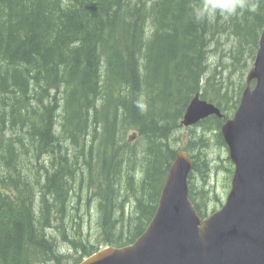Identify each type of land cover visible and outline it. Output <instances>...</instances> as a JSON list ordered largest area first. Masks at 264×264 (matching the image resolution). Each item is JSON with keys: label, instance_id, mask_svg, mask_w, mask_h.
<instances>
[{"label": "trees", "instance_id": "trees-1", "mask_svg": "<svg viewBox=\"0 0 264 264\" xmlns=\"http://www.w3.org/2000/svg\"><path fill=\"white\" fill-rule=\"evenodd\" d=\"M216 3L0 0V264H70L62 244L79 264L134 243L182 149L198 214L217 209L213 162L228 171L225 189L234 165L212 158L211 142L227 148L221 126L246 87L264 0H245L228 18ZM198 93L223 117L188 127L185 139Z\"/></svg>", "mask_w": 264, "mask_h": 264}, {"label": "water", "instance_id": "water-1", "mask_svg": "<svg viewBox=\"0 0 264 264\" xmlns=\"http://www.w3.org/2000/svg\"><path fill=\"white\" fill-rule=\"evenodd\" d=\"M211 115L223 117L218 105L198 93L182 125ZM221 133L235 168L220 208L206 217L198 214L190 199L194 163L188 151L179 150L144 233L130 245L106 247L79 264H264V27L239 105Z\"/></svg>", "mask_w": 264, "mask_h": 264}, {"label": "rangeland", "instance_id": "rangeland-1", "mask_svg": "<svg viewBox=\"0 0 264 264\" xmlns=\"http://www.w3.org/2000/svg\"><path fill=\"white\" fill-rule=\"evenodd\" d=\"M218 61H220L218 54L216 55V54L212 53L211 57H210V63H211L213 68H215ZM225 61L226 60L221 61L222 63L219 67V69L222 72L229 70V68L227 66H225V63H226ZM237 75H238L237 72H235L234 75L232 73V76L234 77V79L237 78ZM182 133H184L186 135L185 139H187V136L190 133L188 127L183 126ZM218 154H225L227 157H229L228 148L225 147L224 149H222L216 143H214L212 141L211 142V148H210V155L212 158H214ZM217 164H218V166H217ZM227 180H228V171L226 170L225 165L221 166L219 164V162L216 163L214 161L213 165H212V169L210 171V176L208 178V185H209L208 187L210 189H213V191H214V195L209 202L211 209L215 208V207L220 208L222 206V204L224 203V201L227 197L228 191L230 189V183H231V180H230L229 181V187L225 189V186L228 183ZM216 195L219 197V200L216 199ZM92 226H93L92 228L94 229L95 223H93ZM61 250H62L61 252L68 254V255H71L66 262L73 264L75 262V258L78 256V254L75 252V250L72 248H69L65 244L61 245Z\"/></svg>", "mask_w": 264, "mask_h": 264}, {"label": "clouds", "instance_id": "clouds-1", "mask_svg": "<svg viewBox=\"0 0 264 264\" xmlns=\"http://www.w3.org/2000/svg\"><path fill=\"white\" fill-rule=\"evenodd\" d=\"M216 7L220 9L221 15L225 18L236 14L238 8L245 7V0H217ZM198 20L204 19L202 15H197Z\"/></svg>", "mask_w": 264, "mask_h": 264}, {"label": "bare ground", "instance_id": "bare-ground-1", "mask_svg": "<svg viewBox=\"0 0 264 264\" xmlns=\"http://www.w3.org/2000/svg\"><path fill=\"white\" fill-rule=\"evenodd\" d=\"M72 244V243H71Z\"/></svg>", "mask_w": 264, "mask_h": 264}]
</instances>
